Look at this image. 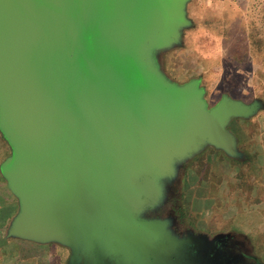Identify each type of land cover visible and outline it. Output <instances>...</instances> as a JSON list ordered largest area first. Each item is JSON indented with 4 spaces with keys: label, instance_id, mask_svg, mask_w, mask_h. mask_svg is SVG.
I'll return each mask as SVG.
<instances>
[{
    "label": "water",
    "instance_id": "95a60500",
    "mask_svg": "<svg viewBox=\"0 0 264 264\" xmlns=\"http://www.w3.org/2000/svg\"><path fill=\"white\" fill-rule=\"evenodd\" d=\"M186 0H0L1 163L18 210L7 234L70 248L67 264H230L220 235L146 219L162 180L206 144L241 156L227 124L260 105L207 107L158 52L179 43Z\"/></svg>",
    "mask_w": 264,
    "mask_h": 264
},
{
    "label": "rangeland",
    "instance_id": "374dc122",
    "mask_svg": "<svg viewBox=\"0 0 264 264\" xmlns=\"http://www.w3.org/2000/svg\"><path fill=\"white\" fill-rule=\"evenodd\" d=\"M194 2L197 6L202 4L201 0ZM210 27L212 30L206 32L204 41L198 34L195 42L184 40L180 47L161 54L164 75L178 84L199 79L207 107L225 95L246 104L256 101L259 110L238 116L227 124L238 138L241 158H229L208 146L178 161L174 175L162 180L161 200L147 208L143 216L169 219L172 231L179 236L205 234L210 240L220 234L215 245L226 257L235 258L230 264H264V80L249 78L250 64L218 63L216 19ZM211 35L216 39H210ZM211 44L215 45L214 49L209 47ZM189 48L192 53L186 51ZM243 48L240 44L231 45V55L222 59H239L234 52L239 53ZM244 50L248 52V48ZM198 53L200 56L195 57ZM9 152L10 147L3 140V160ZM16 202L13 210L18 209L17 198ZM228 238L237 247L219 246L218 243ZM50 247L57 248L56 257L61 259L64 253L68 256L67 249L53 244Z\"/></svg>",
    "mask_w": 264,
    "mask_h": 264
},
{
    "label": "crops",
    "instance_id": "0c3cea01",
    "mask_svg": "<svg viewBox=\"0 0 264 264\" xmlns=\"http://www.w3.org/2000/svg\"><path fill=\"white\" fill-rule=\"evenodd\" d=\"M201 1V6H197L194 0H186L184 11L189 24L181 29L179 43L169 45L158 52L157 61L160 70L164 73L160 60V56L163 52L174 47H180L184 40H186L187 43L195 42L198 38V34L202 36V40L204 41V35H206V32L212 30L210 26L214 19H216L218 28L216 46L218 63L230 62L250 64L249 78L264 80V0ZM212 37L215 36L211 35L210 39ZM233 44L235 46L240 44L244 47L239 53L234 52V55L239 57V59L233 61L222 59L224 56L231 55L230 47ZM201 47H205L204 44H202ZM209 47L214 49L215 45L211 44ZM245 48H248V52L244 50ZM186 51L193 52L191 48L186 49ZM196 56H200V54L198 53L195 57ZM258 108L256 110H259ZM234 118H238V116L231 118V120ZM232 134L235 136L238 148V138L234 132H232ZM3 140L9 146L0 132V166L3 161ZM208 146L212 145L206 144L203 149ZM212 148L222 151L229 158H241L240 156L228 155L224 150L214 146H212ZM6 157L7 156H5V158ZM16 203V198L9 190L7 181L2 175L0 167V264H67L71 255L69 247L58 243L39 242L7 234L10 221L9 218L11 215L14 216L18 210H13V208L16 207ZM50 244L67 249L69 251L68 256L64 253L61 259L56 257L57 248H51Z\"/></svg>",
    "mask_w": 264,
    "mask_h": 264
},
{
    "label": "flooded vegetation",
    "instance_id": "af4514ba",
    "mask_svg": "<svg viewBox=\"0 0 264 264\" xmlns=\"http://www.w3.org/2000/svg\"><path fill=\"white\" fill-rule=\"evenodd\" d=\"M218 244H219V246H220L222 249H223V248H226V249H227V246H228V249H233V248H235V246H236L237 243L233 242L232 239L229 240V238H228V240H226L225 242H222V244H221V242L218 243ZM236 247H237V246H236Z\"/></svg>",
    "mask_w": 264,
    "mask_h": 264
}]
</instances>
